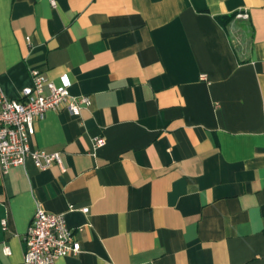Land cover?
I'll return each mask as SVG.
<instances>
[{"label": "crops", "instance_id": "0c3cea01", "mask_svg": "<svg viewBox=\"0 0 264 264\" xmlns=\"http://www.w3.org/2000/svg\"><path fill=\"white\" fill-rule=\"evenodd\" d=\"M52 1L0 0V85L91 105L35 123L62 168L0 171V264L37 207L79 241L56 264H264V0Z\"/></svg>", "mask_w": 264, "mask_h": 264}, {"label": "built area", "instance_id": "2783aa9c", "mask_svg": "<svg viewBox=\"0 0 264 264\" xmlns=\"http://www.w3.org/2000/svg\"><path fill=\"white\" fill-rule=\"evenodd\" d=\"M237 16L247 18L245 13ZM28 73L31 84L22 89L19 100H10L0 85V171L3 174L11 167L24 165L29 158L41 170L54 164L62 168L59 152L31 149L30 139L35 133V123L43 119L48 111L65 108L77 114L83 107L91 105L89 96L69 93L67 75H63L61 83L56 85L36 68H29ZM103 144V139H96L93 146ZM74 210L73 205H69L68 211ZM80 211L87 213L88 209ZM3 252L8 255V247H4ZM79 252V241L67 226L64 214L37 207L24 236L21 264H56L58 259L75 256Z\"/></svg>", "mask_w": 264, "mask_h": 264}, {"label": "trees", "instance_id": "16d2710c", "mask_svg": "<svg viewBox=\"0 0 264 264\" xmlns=\"http://www.w3.org/2000/svg\"><path fill=\"white\" fill-rule=\"evenodd\" d=\"M233 16L234 15H231V16H228V17H225V18L224 17L223 18H219V22L223 24L224 21L227 22L229 20H232Z\"/></svg>", "mask_w": 264, "mask_h": 264}]
</instances>
